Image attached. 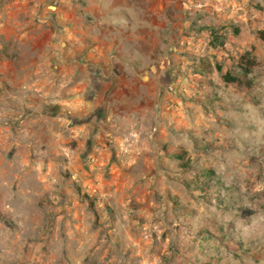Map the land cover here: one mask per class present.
Wrapping results in <instances>:
<instances>
[{
	"label": "rangeland",
	"instance_id": "374dc122",
	"mask_svg": "<svg viewBox=\"0 0 264 264\" xmlns=\"http://www.w3.org/2000/svg\"><path fill=\"white\" fill-rule=\"evenodd\" d=\"M259 31L264 0H0V264H264Z\"/></svg>",
	"mask_w": 264,
	"mask_h": 264
},
{
	"label": "trees",
	"instance_id": "16d2710c",
	"mask_svg": "<svg viewBox=\"0 0 264 264\" xmlns=\"http://www.w3.org/2000/svg\"><path fill=\"white\" fill-rule=\"evenodd\" d=\"M235 32L236 34L238 33V29L236 28L235 29ZM258 37L262 40H264V32L262 31H259L258 32ZM247 55H249V53H247ZM255 65V61L253 58L251 59H247L245 61V63L242 62V60L238 63V68L240 69L242 75L246 76L248 74L251 73L252 71V68L254 67ZM207 67L210 68V63H207ZM224 80L225 82L227 83H240V80L238 79V77H233V76H230L229 74H226L224 75ZM178 160H182V156L180 157H176Z\"/></svg>",
	"mask_w": 264,
	"mask_h": 264
}]
</instances>
